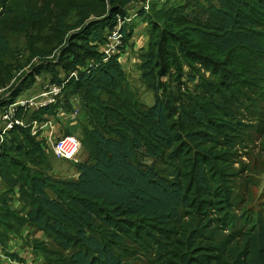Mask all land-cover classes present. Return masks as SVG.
<instances>
[{
	"label": "trees",
	"instance_id": "16d2710c",
	"mask_svg": "<svg viewBox=\"0 0 264 264\" xmlns=\"http://www.w3.org/2000/svg\"><path fill=\"white\" fill-rule=\"evenodd\" d=\"M144 2L0 0V89L21 71L0 111L63 86L26 121L53 122L78 105L86 154L69 160L76 177L66 179L53 174L59 158L46 138L9 131L0 264H25L30 250L43 264H264V208L253 190L264 166V0H151L139 10L150 106L122 65L135 18L104 52L119 19ZM37 78L41 90L30 95ZM23 228L41 238L12 252L10 237Z\"/></svg>",
	"mask_w": 264,
	"mask_h": 264
},
{
	"label": "rangeland",
	"instance_id": "374dc122",
	"mask_svg": "<svg viewBox=\"0 0 264 264\" xmlns=\"http://www.w3.org/2000/svg\"><path fill=\"white\" fill-rule=\"evenodd\" d=\"M183 0H178V2H182ZM138 9V5L135 6V10ZM132 23L135 26L134 29V34L136 33V35L133 36V38L135 39V47H126V50L124 52L121 53L122 57H124L122 59V65L124 70L127 73V78L128 81L131 84V88L133 90V92L136 94L138 100L140 103L144 104L145 106H150L153 104L154 102V94L153 92L146 87V85L142 82L140 76V70H139V62H138V58H137V53L139 50V47H145L146 45V40L144 39V41L141 42L140 44V36L145 37V30L146 27L144 24L139 23L138 19L135 18ZM139 37V38H138ZM133 40V39H132ZM137 44L139 46H137ZM58 55V51L53 52L48 58L46 59H53L55 60V56ZM37 60L36 58H34L32 60L31 63L27 64L23 70H28L32 64L36 63ZM20 72L17 73H13V78L11 79V81L7 84V86H5L4 88L0 89V100L1 98L6 97L8 93H5L7 88H9L14 82L15 79L20 75ZM62 73V72H60ZM40 79L41 78H37V83L32 86L29 90V94L30 95H34V93L36 94L37 92H39L41 89L40 86ZM26 95V94H24ZM79 106L76 105L72 108V110L70 112H66V113H61L59 116L56 117V119H54L53 122H50L47 127L51 128L53 130V135L50 140L48 142H46L47 144L50 145V147L52 148V143L59 138L60 136H62L63 134H72L74 136H77L79 139H81L79 137V130H80V126L81 124L84 123V115L83 113L80 112V109L78 108ZM40 122V121H39ZM41 123V122H40ZM60 127H59V126ZM67 128V130L64 132V128ZM48 136H49V132L47 131V129H43L40 133V138L41 139H45L46 141L48 140ZM82 140V139H81ZM80 140V141H81ZM81 143V142H80ZM85 152L83 150V147L80 148V151L78 153L77 156V161L78 160H83V158L85 157ZM57 159V158H56ZM59 160V164L58 162L53 161V174L63 177V178H73L76 177V173H75V169L73 167V163H75L73 161V163H69V160L66 159H57ZM264 166L262 171L260 172L259 176H258V185L256 187L253 188L254 190V197L257 200V207L258 209H262V207L264 208V206L260 205L262 203V201H264ZM2 187V182L0 181V188ZM15 201V200H14ZM13 205H19V203L17 201L12 203ZM21 237V238H20ZM33 237H40L41 238V233L39 232H33L30 231L28 229H22L21 232L19 234L13 235L12 237H10V239L13 241V246L12 248V252L14 250V252L17 253V249L15 248H20L18 251H21V249L24 250L25 252V248L29 247L27 246V244H25L26 240H30ZM25 238V241H24ZM11 246V245H10ZM11 248V247H10ZM10 250V249H9ZM27 256L29 257L27 259V262L25 264H43V262L41 261V258L38 254L34 253V251H28L27 252Z\"/></svg>",
	"mask_w": 264,
	"mask_h": 264
},
{
	"label": "built area",
	"instance_id": "2783aa9c",
	"mask_svg": "<svg viewBox=\"0 0 264 264\" xmlns=\"http://www.w3.org/2000/svg\"><path fill=\"white\" fill-rule=\"evenodd\" d=\"M151 0H145L144 3H140L139 9L130 10V16L127 18L119 19L118 25L109 36V43L107 44L104 52L110 55L116 50L117 46L121 44V32L120 26L125 21L135 18L139 10H148ZM70 77H77L76 72H72ZM69 78H67L68 80ZM66 80V82H67ZM65 82L63 83V85ZM63 86L49 85L39 94L29 97H19L14 102L9 103L1 108L0 111V145L8 136L9 131L13 130L17 126H23L30 129L32 135L40 137V133L43 129H47L49 132L48 141L53 135V130L49 127L51 121L40 124L37 120L26 121V115L28 111L37 110L40 107L55 104L57 102L56 97L61 93ZM1 91V90H0ZM54 155L59 159L77 161V156L81 148L79 139L74 135H66L52 144ZM264 177V176H263ZM1 251V246H0Z\"/></svg>",
	"mask_w": 264,
	"mask_h": 264
},
{
	"label": "crops",
	"instance_id": "0c3cea01",
	"mask_svg": "<svg viewBox=\"0 0 264 264\" xmlns=\"http://www.w3.org/2000/svg\"><path fill=\"white\" fill-rule=\"evenodd\" d=\"M134 35H136V33H135ZM138 38H139V37H138ZM132 39H133L132 41L135 42V39H136V38H132ZM144 39L146 40V37H143V36L141 37V36H140V38H139V40H140V44H139V45H141V42L144 41ZM134 44H135V43H134ZM139 45L137 44V46H139ZM134 47H135V45H134ZM124 57H125V56H124ZM124 57H122V55H121V58H122V59H123ZM58 115H60V114H58ZM58 126H59V125H58ZM59 127H60V126H59ZM66 130H67V128L65 127L63 131H66Z\"/></svg>",
	"mask_w": 264,
	"mask_h": 264
}]
</instances>
